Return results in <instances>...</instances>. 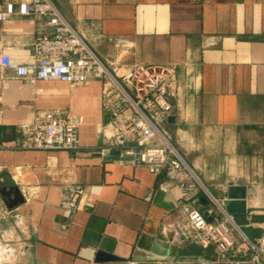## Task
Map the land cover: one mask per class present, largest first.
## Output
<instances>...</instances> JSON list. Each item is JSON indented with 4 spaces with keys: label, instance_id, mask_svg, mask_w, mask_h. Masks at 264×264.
<instances>
[{
    "label": "crops",
    "instance_id": "1",
    "mask_svg": "<svg viewBox=\"0 0 264 264\" xmlns=\"http://www.w3.org/2000/svg\"><path fill=\"white\" fill-rule=\"evenodd\" d=\"M8 1L31 0L0 5ZM51 1L106 64L177 65L180 94L167 123L175 147L209 191L247 186V211L236 219L250 238L264 234V0ZM48 20L0 22V58H31L35 41L52 32ZM101 90L100 80L18 78L0 65V239L9 242L0 264H127L207 252L173 239L182 188L159 191L160 175L109 149L116 130ZM48 109L78 122L77 148L22 147L20 124ZM76 185L85 194L73 212ZM15 188L24 200L10 208ZM194 194L204 207L205 195Z\"/></svg>",
    "mask_w": 264,
    "mask_h": 264
},
{
    "label": "built area",
    "instance_id": "2",
    "mask_svg": "<svg viewBox=\"0 0 264 264\" xmlns=\"http://www.w3.org/2000/svg\"><path fill=\"white\" fill-rule=\"evenodd\" d=\"M21 15L48 16L52 32L35 41L31 58L2 55L0 65L13 70L18 78L71 85L102 81V110L116 130L109 149L118 151L121 163L144 165L160 175L159 191L168 192L175 185L182 188L184 196L177 205L181 216L169 224L173 239L207 251L173 258H133L127 264H264V234L250 238L236 215L225 207L227 189L220 197L209 191L173 143L167 123L180 94L177 65L106 64L51 0L18 4L8 1L0 5V22ZM19 127L25 135L21 145L27 149H75L79 145L78 122L60 109L42 110L33 122ZM194 193L205 195L204 207L196 205L199 197L190 198ZM84 194V186H74L67 207L75 212ZM8 243L0 239V256L7 252Z\"/></svg>",
    "mask_w": 264,
    "mask_h": 264
},
{
    "label": "water",
    "instance_id": "3",
    "mask_svg": "<svg viewBox=\"0 0 264 264\" xmlns=\"http://www.w3.org/2000/svg\"><path fill=\"white\" fill-rule=\"evenodd\" d=\"M174 116H171L169 120L173 119ZM2 194H4L3 190H0ZM227 199L225 200V207L228 212L238 215V214H244L247 211V195L248 190L247 186L241 185V184H230L227 186L226 190ZM24 198L22 197L20 191L18 188L14 189L13 197L10 196L8 199H6L7 206L12 208L16 206L18 203L23 202ZM205 214L207 215L208 212L205 211ZM211 219V217H209Z\"/></svg>",
    "mask_w": 264,
    "mask_h": 264
},
{
    "label": "rangeland",
    "instance_id": "4",
    "mask_svg": "<svg viewBox=\"0 0 264 264\" xmlns=\"http://www.w3.org/2000/svg\"><path fill=\"white\" fill-rule=\"evenodd\" d=\"M211 191L213 192V194L215 195V196H217V197H220L221 196V194H220V192H217V191H215V190H213V189H211ZM238 220V219H237ZM239 221V220H238ZM11 254H13V252L11 253ZM16 254V253H15ZM12 259V258H11ZM16 262V261H15Z\"/></svg>",
    "mask_w": 264,
    "mask_h": 264
},
{
    "label": "trees",
    "instance_id": "5",
    "mask_svg": "<svg viewBox=\"0 0 264 264\" xmlns=\"http://www.w3.org/2000/svg\"><path fill=\"white\" fill-rule=\"evenodd\" d=\"M245 233H246V231H245ZM247 234V233H246ZM248 235V234H247Z\"/></svg>",
    "mask_w": 264,
    "mask_h": 264
}]
</instances>
